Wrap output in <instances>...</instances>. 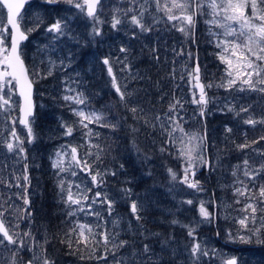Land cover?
Returning <instances> with one entry per match:
<instances>
[{"label": "snow or ice", "instance_id": "1", "mask_svg": "<svg viewBox=\"0 0 264 264\" xmlns=\"http://www.w3.org/2000/svg\"><path fill=\"white\" fill-rule=\"evenodd\" d=\"M42 4L58 5L65 4L70 9L88 19L91 22L90 35L93 37L102 35V25L106 22L101 19L104 8V0H40ZM127 7H121L119 4L110 7L111 19L108 21L113 30L119 31L121 26L128 24L134 30L132 35H136V29L140 33H151L155 30V25L164 20L170 25L169 30H174L182 35L184 39L195 42V28L199 17H206L205 23L208 24L209 34L216 38V47L220 49L217 53L219 61L225 66L224 74L218 82L205 81L201 78V68L197 61L191 70L185 66V71L179 76L180 81L189 85L191 100H184L176 96L173 92L171 99L167 103L165 111L155 112V105L148 112L138 103L130 106L134 93L128 91V85H121L113 70V61L108 57L103 58L102 64L107 68V74L111 78L110 83L119 103L128 112L133 114V119L137 123H142L144 127L153 130L159 129L165 140L159 151L171 153L164 145L171 144L175 148L179 141L180 147L176 149L175 158L182 161L181 173H177L172 168H168L170 179L186 188L193 190L194 193L204 192L205 189L197 173L200 169H207L209 173L214 172L221 167V159L218 156L215 160L208 155V137L206 132L189 133L185 130L186 123L184 117L185 103H191L198 107V115L204 118L207 113L209 103L213 102L208 96V89L222 88L225 92L233 91L240 93H258L261 100H264V0H124ZM31 0H0V137L4 136V130H8V135L0 139V148L5 150V155L11 154L17 164L23 165V171L20 175H14L15 183L0 178V185L11 189L15 187L20 189L12 193L7 198H0V248L10 253V256L0 257L4 264H21L23 256L21 253H31L26 264H55L47 255V249L44 244L48 243L45 238L43 244L36 240L31 231V220L33 217L32 201L29 195L31 180L29 176V164L27 148L25 144L31 145L36 139L33 129V120L35 116V102L33 100V87L41 78H46L45 74L38 65H33L30 69L25 63L24 53L21 45L29 39L32 32L37 31L43 24V18L38 14L34 16L32 25L25 26V6L30 4ZM154 7V11H150ZM157 13H163V16H157ZM212 28L220 29L219 32H213ZM46 33L50 34L51 41L55 42L65 36H71L68 18L61 17L53 23L46 26ZM75 39L74 37H72ZM79 43V41H77ZM55 50L54 43L44 45L38 48V51L44 53L46 50ZM126 47H120L119 52L128 53ZM155 52V49L152 50ZM176 55H183L184 50L176 52ZM189 57L192 53H188ZM71 56V54H69ZM127 55L123 60L116 59V63L123 64L121 71H130V65L126 63ZM159 62V57H155ZM41 64L45 61L41 60ZM173 63H175L173 61ZM48 68L46 76H51L57 63L50 58L47 61ZM60 66H64V61H60ZM35 77L36 79H33ZM169 77L176 80V69L173 67L169 72ZM132 79H142L138 75L132 76ZM157 87L159 82H157ZM174 88H180L179 84H174ZM67 92H74L75 89L66 88ZM166 95V94H165ZM165 95L160 96V101H164ZM18 97V99H14ZM62 99L71 102L77 106L86 104V97L82 92L75 95H64ZM255 105L249 103L240 105L226 103L220 111L233 113L235 118L243 125L255 129L258 125L264 127V109L262 114L257 116L253 111ZM74 115L78 117L76 123L80 128L87 129L84 133L87 137L93 135L99 136V133H93L89 125L96 124L100 127L110 128L113 131L119 126V122L112 123L107 120L103 113L96 111H84L80 108L72 109ZM19 126V128H18ZM65 136H72L76 128L73 125L63 124ZM22 130V131H21ZM133 132H138V128H132ZM225 133H233V128L225 126ZM23 133V134H22ZM179 133V137H177ZM243 142L237 143L232 140L233 151L240 153L242 159L230 166L231 181L223 187L230 190L235 204H241L240 211L244 213L238 223L246 232H251L252 236H259L264 232V149L254 147L264 141V135L249 140L247 133H243ZM229 140V136H225ZM133 147L137 153L141 149L133 142ZM88 150L84 156H81L77 147H71L70 151H58L57 159L52 167L57 170V175L70 173L72 177L80 173L85 174V178H90V186L74 181H66L63 177L58 182V195L66 211L65 216L76 217L78 213L95 217L97 221L103 223L89 224L76 222L75 227L71 228L66 236V243L71 254H80L81 260H102L104 264H160V257L155 254L148 243H143L141 249L133 248L127 257L121 255V250L130 246V241L120 238L119 228L121 220L116 218L112 220L111 230L107 227L108 221L105 220L102 212H107L112 216L115 210L117 200L104 190L106 177L117 176V171L101 168L103 158L100 152L103 149L98 144H92L91 140L87 144ZM99 149L98 152H92L91 149ZM227 149L223 150L226 151ZM251 153L259 157V163L253 159ZM222 151V150H218ZM70 156V160H66ZM144 159H149L144 156ZM67 163V166L65 164ZM120 169L124 168L121 164ZM78 170V171H77ZM150 175V173H149ZM179 175V179H178ZM23 181V183H21ZM120 199L129 202V210L136 221L143 219L140 214L143 211L142 203L132 200L131 188H120ZM171 191V189H170ZM15 200L22 201V204H16ZM11 201V202H10ZM182 204L192 205V199L181 201ZM94 205L102 206L100 209L94 208ZM216 200L207 202L201 200L198 206L200 221L208 222L215 218L216 213L209 210V206H216ZM259 214V215H258ZM259 220L260 226L257 227ZM21 223L25 225L21 229ZM173 225L180 222L176 219L171 221ZM142 228V225L140 226ZM187 229V236L190 238L188 245L185 246L188 264H202L204 258H211L215 255V249L208 250L199 240L197 226L182 225ZM131 223L129 222V229ZM96 229H100L97 231ZM75 235L73 241L71 237ZM141 235L143 233L141 232ZM231 235V234H229ZM242 242H250L251 236H240ZM169 237L161 246V253L168 251L170 260L177 256V250H168L169 243L173 241ZM264 243V240L259 241ZM38 250V251H37ZM111 257V260H109ZM154 257H156L154 259ZM222 264H238L237 258L232 257L222 261Z\"/></svg>", "mask_w": 264, "mask_h": 264}, {"label": "rangeland", "instance_id": "2", "mask_svg": "<svg viewBox=\"0 0 264 264\" xmlns=\"http://www.w3.org/2000/svg\"><path fill=\"white\" fill-rule=\"evenodd\" d=\"M106 7L104 8L101 19L106 22L102 25V35L93 37L90 35L91 32V22L79 15L76 10L70 9L69 6L61 3L58 5H46L42 4L40 0H31V3L28 4L25 8V26H31L32 21L35 15H39L43 18V24L41 27L32 32L29 35V39L27 42L21 46L22 51L24 53V58L26 64L31 69L33 65H38L42 70V73L45 74L46 78H41L35 84V100L36 104L43 105L44 98H46L51 102L52 111L49 112L51 114V118H54L56 123L54 128L51 130L49 137L54 140V143L49 146L50 148V157L47 158L49 162V175L55 180V184L58 185V182L61 177H63L66 181H74L76 183H82L90 186V178H85V174L80 173L76 177H72L70 173H62L60 176L57 175V170L52 167L53 162L57 159L56 153L58 151H70L71 147H77L79 149V153L81 156H84V153L87 148L88 141L91 140L92 144H96L99 142V146L103 149V152H100L102 158L108 152L109 155L115 149V144L110 143L106 146V150H104V137L106 134L107 139L111 140V137L114 133H118L117 130L113 131L110 128L100 127L96 124L89 125V128L92 132L99 133V136L93 135L92 137H87L84 135L88 130L80 128L79 124L76 123L78 121V117H76L72 111L73 108H80L84 111H96L98 113H103L109 122L116 123L119 120V98L116 95L114 89L111 87L110 77L107 74V68L102 64V60L105 57H108L111 61H113V70L117 76V79L121 85L127 84L128 91L134 93L133 98L130 102V106L135 104H139L141 107L148 112L152 109V106L155 105V109L150 114H154L155 112H163L167 108V103L171 99L173 92L175 91L176 96L181 97L184 100L190 101L192 96L189 91V85L185 82L180 81L179 76L185 71V66H187L188 70L196 63V59L198 58L196 48L193 45V42L184 39L182 35L174 30H169L170 25H168L164 20H161V23L155 25V30L151 33L142 34L136 29V35L133 36V28L125 24L121 26L119 31L113 30L110 27L111 13L109 11L110 7L116 4H119L121 7H127L126 2L124 0H104ZM150 11H154V7H150ZM157 16L162 17L163 13H157ZM67 17L69 23V29L71 36H65L60 38V40L52 42L50 34L46 33V26L53 23L56 19L61 17ZM2 19V18H0ZM199 19V18H198ZM210 26L207 24V28ZM213 32H219L220 29L212 28ZM74 37L75 39H73ZM208 39L210 41H214L216 44V38L208 34ZM79 41V43H77ZM50 43H54L55 50L48 49L44 53L38 51V48H42L44 45H49ZM120 47H126L129 51L128 53L119 52ZM155 49V52L152 50ZM179 52L181 49L184 50L183 55H176L173 51ZM84 51V52H83ZM88 52L89 54H86ZM188 53H192V56L189 57ZM71 54V56H69ZM127 55V61L130 65V71H121V68L124 67L123 64L116 63V59L120 58L123 60L124 56ZM159 57V62L155 59V57ZM54 60L57 63V67L53 69L51 76H46L48 64V59ZM94 58H98V66L104 71L105 80L102 81V86L100 90V103L97 106L94 104L91 96L88 95V92L85 91V82L83 79L82 68L83 65H88L93 61ZM44 60L45 63L41 64L40 61ZM64 61V66H60V61ZM173 61L175 63H173ZM175 67L176 69V80L173 81L169 77V72L171 69ZM224 72H221L220 76ZM138 75L142 77V79H132V76ZM203 80L206 81L205 75L202 71ZM33 79H36L33 77ZM139 82H147L145 84H139ZM157 82H159V86L157 87ZM174 84H179L180 88L175 89ZM66 88L75 89L74 92L65 91ZM214 89V88H212ZM218 89V88H217ZM208 91L209 98L212 99L213 102L209 103L207 108L208 115L209 109L212 108L213 111L220 110L224 106L221 102V97L214 96L211 97L209 95L210 89ZM215 91V90H214ZM78 92H82L86 97L85 105H75L71 102H66L62 99L64 95H75ZM218 92L219 89H218ZM216 93V92H215ZM247 94V92H245ZM166 94V95H165ZM258 94V93H248V95ZM38 95V96H37ZM165 95L164 101H160V96ZM37 97H43V100L37 101ZM260 99V96L257 97ZM14 99H18L15 97ZM227 100V98H223V101ZM232 104H237L231 100ZM252 103L255 105L253 111L257 116L262 114V109H264V100L261 102H257L256 100L249 101L248 97H242L238 102V105H247ZM211 104V105H210ZM218 104L220 106L219 109L213 108V106ZM54 106L56 109H54ZM238 106V107H239ZM237 107V108H238ZM199 109L196 105L191 103H185L184 105V117L186 123L184 124V128L189 133H200L204 134L205 130L203 128L202 121L203 119L198 115ZM130 118L135 121V124L139 125V129L142 130V138L141 141V152L137 153L133 149L132 158L135 163L137 161L143 162V158L138 157L141 155H146L149 159L145 160L147 163H143L144 167L150 166L152 168V162H155V178L158 180L164 179V184L169 188L170 187V176L169 173L164 174L162 171L167 170L168 168H172L178 174L181 173L182 170V161L180 159L175 158L176 149H178L181 145L179 141L177 142L175 148L171 144L164 145L167 147L171 153L169 152L161 153L159 148L163 144L165 140V136L161 135L159 129H151L143 126L142 123H137L136 120L133 119V114L129 112ZM114 117V119L112 118ZM118 117V119H117ZM234 119V118H233ZM235 123H228L229 127L233 128V132L238 131L240 129L246 130L248 135V128L250 126L243 125L234 119ZM63 124L73 125L76 130L74 131L72 136H65V129L62 127ZM132 124V123H131ZM10 125L8 126V130H10ZM133 128H136V125H132ZM259 127L256 130L257 135H264V127ZM19 128V126H18ZM8 130H4V136L0 137L3 139L8 135ZM22 131V130H21ZM107 132V133H105ZM255 133V134H256ZM23 134V133H22ZM179 137V133L176 134ZM231 137V134H230ZM99 138V139H98ZM136 139L130 137V142L133 145V142L137 144ZM113 141V138H112ZM51 143V142H50ZM33 144V143H32ZM31 144V145H32ZM31 145L25 144L27 148L28 155V164H29V176L31 180V187L29 189L30 199L32 201V212L33 217L31 220V231L35 236L36 240L43 244L45 238H47L46 233L43 230L39 231V224L37 223V218H35L34 214V206L35 202L33 198H36L38 194H41L42 190L40 188L39 181L45 182V176L36 175L35 173L39 170V158L40 153L37 150V147L31 150ZM254 147L264 149V142H260V144L255 145ZM92 152H98L99 149L92 148ZM106 151V152H105ZM252 155L253 159L259 163L260 158L256 157L254 153H251V150H248ZM220 157L221 164L222 158L218 154L216 157ZM104 159V158H103ZM242 159V157L240 158ZM239 159V160H240ZM66 160H70V156L66 158ZM237 162H233L231 164L226 163L230 175V166ZM67 166V163L65 164ZM101 168H106L112 171H117V176L109 182V176L106 177V184L104 186V190L108 192L109 195L115 196L117 203L115 205V210L112 216H108L107 212H102L105 220L108 221L107 227L111 230L112 228V220L119 218L121 220L120 226L117 231L120 232V238L126 239L130 241V246L121 250V255L127 257L128 253L132 251L133 248L141 249L143 243H148L152 248L153 252L158 256H162L165 264H170L174 260H170L168 257V251L161 253V246L164 241H166V231L161 229L160 233L156 232L153 229L159 224L170 225L171 227L177 228L178 226L182 227L185 225L184 222L180 221L178 217L182 214L185 217V220H193L191 225L197 226V233L200 242L203 246H205L208 250L215 249V255L211 258H204L202 264H222L223 260L228 258L235 257L237 258L238 264H264V254L258 253L255 250L245 249L241 245L242 241L239 239L240 236H245L251 238L253 237L251 232H246L241 225L237 222L238 219L242 218L244 215L243 212L240 211L242 207L241 204H235L234 198L230 190L223 192L216 197L217 205L209 206L210 211H214L216 213L215 218L213 220L218 221L219 226L222 224V234L220 236V241L217 242L216 238L213 237L215 235V231L210 227L209 224L206 223L207 226H202L199 217L198 209L194 210L190 205L188 207L183 208V204L181 201L192 199L194 201V205H198L201 200L207 202L209 200H213V192L206 189L201 193H194L193 190L186 188L177 182H172L171 185L173 187V192L171 194L170 190L166 191L167 197H162L165 193L163 191L162 185H152L148 190V193L153 192L152 197H148L146 193L140 189L141 183L144 182V179L141 176H119L120 170L112 167L111 165H100ZM222 169V167L217 168L214 173L218 175V170ZM23 171V165L17 164L15 158L11 156V154L5 155V150L0 148V178H4L9 182L15 183L13 176L20 175ZM78 171V170H77ZM148 170H144L147 172ZM56 172V173H54ZM148 174L146 173L145 176ZM44 178V180L42 179ZM155 181L156 179H153ZM197 178H199L197 176ZM219 180L222 177H218ZM179 179V175H178ZM169 180V181H168ZM23 183V181H21ZM135 183V185H134ZM227 182L226 184H229ZM110 185V187L106 186ZM224 185H222L223 187ZM131 188L132 189V200H137L139 203L143 205V211L140 213L143 217L141 221H136L129 210V202H125L120 199L119 189L120 188ZM224 188V187H223ZM20 191L15 187L11 189L5 187L4 185H0V198H7V196L12 193H16ZM58 188L56 189L57 198L60 200L58 195ZM13 201L16 204H22V201L15 200V197H12ZM11 202V201H10ZM62 205L61 213H65L66 209L64 205L59 201ZM176 204V206H175ZM171 208L170 207H173ZM182 206V207H181ZM102 206L94 205V208L100 209ZM177 208V209H176ZM154 211V212H153ZM152 212L154 215H151ZM171 213V214H170ZM161 215L160 218L156 219L153 216ZM259 215V214H258ZM67 230L75 227L76 222L80 223H103V221H97L95 217L87 216L83 213H78L76 217H67L65 216ZM173 219L178 220L180 223L173 225L171 221ZM212 220V221H213ZM225 220V222H223ZM129 222L131 223V228L129 229ZM142 225V228L140 227ZM153 225V226H151ZM216 226V224H215ZM257 227L260 226L259 220L256 224ZM25 225L21 223V229H24ZM148 229V230H147ZM100 231V229H96ZM141 232L143 235H141ZM187 232V229H186ZM231 234V235H229ZM171 237L174 238L173 241L169 243L168 250L176 249L177 256L183 252V249L186 245L184 243L180 245H176L178 242V235L174 234V232L169 233ZM75 235L71 237V239L75 240ZM141 238L147 239V241H141ZM48 240V238H47ZM44 247L47 249V255L55 261V264H58L54 256H51L48 251V243L44 244ZM66 247L68 248L67 244ZM179 247V248H178ZM69 249V248H68ZM38 251V250H37ZM23 256L22 261H26L31 257V253H21ZM10 256L6 250L0 248V257ZM74 258L72 261H76L78 257H80L79 253L73 254ZM160 256V257H161ZM176 256V257H177ZM111 260V257H109ZM80 264H104L102 260H82ZM0 264H4L3 260H0ZM61 264V263H60ZM66 264V263H65ZM69 264V263H68Z\"/></svg>", "mask_w": 264, "mask_h": 264}, {"label": "trees", "instance_id": "3", "mask_svg": "<svg viewBox=\"0 0 264 264\" xmlns=\"http://www.w3.org/2000/svg\"><path fill=\"white\" fill-rule=\"evenodd\" d=\"M206 17H199L196 28H195V42L193 43L194 47L196 48V52L198 55V62L201 66V71H203L205 75L206 81H215L218 82L221 78L220 74L221 72H224L225 66L219 61L217 57V53L220 51L215 45V42L212 40L210 41L208 39L209 34V28H207V24L205 23ZM84 52V51H83ZM86 54H89L86 52ZM98 58H94L91 63L88 65H83L82 73H83V79L85 82V91L88 92V95L91 96V98L94 101V104L99 106L100 103V90L102 86V81L105 80L106 76L104 74V71L101 70V68L98 66ZM105 78H104V76ZM203 77V76H202ZM36 84V83H35ZM139 84H146L147 82H139ZM209 95L211 97L218 96L221 97L222 105L226 103H232L231 100L234 102H237L236 107H238V102L242 97H248V100L253 101L256 100L257 102H261V99H258L259 94H249L248 93H240L233 91L231 93L225 92L224 89L214 88L210 89ZM215 90V91H214ZM216 92V93H215ZM38 96V95H37ZM227 98V100L223 101V98ZM43 100V97H37V101ZM44 102L42 106L40 104H36L35 107V116L33 120V129L36 135V139L34 143L31 145V150L37 147L38 152L40 153L39 158V170L36 172V175L45 176V182L39 181L40 188L42 190L41 194H38L36 198H33L35 202L34 206V214L35 218H37V223L39 224L38 228L39 231L43 230L46 233V236L48 238V251L51 256H54L58 264H80V262H83L79 257L76 261H72L74 258L73 254L71 252L72 249H68L66 247V243H61L62 240H67L68 237L66 236V233H68L67 225H66V218L65 214L61 213L62 205L59 203V199L56 195V189L58 188L57 185L54 183L55 180L49 175V162L47 160L48 157H50V148L49 146L54 143V140H52L51 137H49V134L51 133V130L55 126V119L51 118V114H49L50 111H52V105L51 102L46 98H44ZM36 103V100H35ZM211 105V104H210ZM213 108L219 109L220 106L216 104ZM54 109L55 106H54ZM209 114L206 115L202 121L203 128L207 134L208 137V155L212 157L213 160H215L217 157L216 155H220L222 158V169L218 170V175L214 172L209 173L207 169H203L201 171H198L197 176L199 178L202 185L208 189L209 191L213 192V199L218 197L219 192L220 194L223 192L228 191L227 189L223 188L222 185H226L227 182L231 181L230 175H228L229 168L226 163H233L237 162L242 155L240 153H237L233 151V145L231 143L232 140H235L237 143L243 142L244 136L243 133L246 132V130H238L230 134L225 133L224 129L225 126H228V123H235L234 119L239 122L238 118H235L233 113L228 112H222L220 110L213 111L212 108L209 109ZM114 119V117L112 116ZM234 118V119H233ZM118 119V117H117ZM119 126L117 127V132L114 133V135L111 137V140H108L105 135L104 137V145L103 148L106 150V146L110 143L115 144V149L112 151L109 155L108 152L106 155H104V165H111L112 167H115L117 170L119 169V176H141L144 179V182L141 183V188L148 197H152L153 192L148 193V190L153 185H162L163 191L165 193L162 195V197H167L166 191L171 189V194L174 191L172 187V183L170 182V187L168 188L164 184V179L158 180L155 178V162H152V168L150 166L144 167L143 163H147V161L144 160L145 155H141L138 157L143 158V162L137 161L138 163H135L133 161L132 155L133 154V145L130 142V137L137 140H143L142 138V130L139 129V125L135 124V121H133L130 118L129 112L119 105ZM132 123V124H131ZM240 123V122H239ZM136 125V128L139 129L138 132L132 131V125ZM259 127H256L255 129L248 128V135L250 136V139L258 138L260 135H257L256 130ZM115 130V131H116ZM107 133V132H105ZM256 133V134H255ZM229 136V140H225V136ZM113 138V141H112ZM99 139V138H98ZM51 142V143H50ZM264 141H262L263 143ZM96 144L99 145V142ZM140 148L141 141H137V144H135ZM51 147V146H50ZM101 148V147H100ZM102 149V148H101ZM227 149L226 151H223ZM135 150V149H134ZM222 150V151H218ZM136 151V150H135ZM106 152V151H105ZM123 164L124 168L120 169V165ZM144 170H148L147 172H144ZM56 173V172H54ZM148 174L145 176V174ZM150 173V175H149ZM162 173L167 174V170L162 171ZM156 179L155 181H152V178ZM222 177V179L219 180L218 177ZM111 182L114 177L109 176L108 177ZM44 180V178H42ZM135 185V183H134ZM110 187V185H106ZM196 204V203H194ZM190 205L192 209L197 210L198 205ZM176 206V204H175ZM170 207L171 208H174ZM184 207H188L187 204L182 205ZM181 206V207H182ZM177 209V208H176ZM154 212V211H153ZM152 212L151 215H154ZM171 214V213H170ZM154 218L158 219L161 217V215H155ZM178 219L182 222H184L185 225H191L193 223V220H185L186 218L182 216V214L178 217ZM225 222V220L223 221ZM210 225L211 228L214 229L215 235H213L214 238H216L217 242L220 241V236L222 234V224L219 226L218 221L213 220L211 223L206 222ZM206 223H201L202 226H207ZM216 224V226H215ZM153 226V225H151ZM164 229L166 231V240L170 237L169 233L174 232V234L178 235V242L176 245H180L184 243L185 245H188L189 243V237L187 236L186 229L184 227L178 226L177 228L171 227L170 225H164L159 224L155 228L153 227L152 230L156 232H161V229ZM148 230V229H147ZM161 230V231H160ZM264 240V232H262L259 236H253L250 240V242H242L241 245L245 249L255 250L259 254H264V243H260L259 241ZM141 241L145 242L147 239L141 238ZM179 248V247H178ZM183 252L180 253L175 260L170 264H188L187 261V254L185 252V247L182 248ZM161 256V255H160ZM159 256V257H160ZM156 257H154L155 259ZM264 263V259H263ZM160 264H165L162 256L160 257Z\"/></svg>", "mask_w": 264, "mask_h": 264}, {"label": "water", "instance_id": "4", "mask_svg": "<svg viewBox=\"0 0 264 264\" xmlns=\"http://www.w3.org/2000/svg\"><path fill=\"white\" fill-rule=\"evenodd\" d=\"M198 61V59H196V62ZM201 78H202V72H201ZM203 80V79H202ZM33 100H34V87H33ZM35 102V101H34ZM202 169H200L199 171H201ZM21 264H26V262H22Z\"/></svg>", "mask_w": 264, "mask_h": 264}, {"label": "bare ground", "instance_id": "5", "mask_svg": "<svg viewBox=\"0 0 264 264\" xmlns=\"http://www.w3.org/2000/svg\"><path fill=\"white\" fill-rule=\"evenodd\" d=\"M200 68H201V66H200ZM202 72V71H201Z\"/></svg>", "mask_w": 264, "mask_h": 264}, {"label": "flooded vegetation", "instance_id": "6", "mask_svg": "<svg viewBox=\"0 0 264 264\" xmlns=\"http://www.w3.org/2000/svg\"><path fill=\"white\" fill-rule=\"evenodd\" d=\"M21 262H24V261H21Z\"/></svg>", "mask_w": 264, "mask_h": 264}]
</instances>
